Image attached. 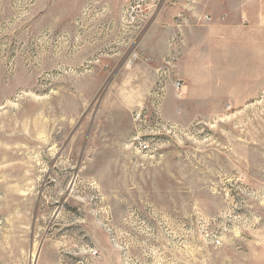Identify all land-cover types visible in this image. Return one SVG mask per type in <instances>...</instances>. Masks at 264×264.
<instances>
[{"label": "rangeland", "instance_id": "obj_1", "mask_svg": "<svg viewBox=\"0 0 264 264\" xmlns=\"http://www.w3.org/2000/svg\"><path fill=\"white\" fill-rule=\"evenodd\" d=\"M195 1L0 0V264H264V0L163 75Z\"/></svg>", "mask_w": 264, "mask_h": 264}, {"label": "crops", "instance_id": "obj_2", "mask_svg": "<svg viewBox=\"0 0 264 264\" xmlns=\"http://www.w3.org/2000/svg\"><path fill=\"white\" fill-rule=\"evenodd\" d=\"M194 4L195 6H203V11L199 12V14L208 15L210 17V21L203 25H222L225 21L224 25L232 24L233 22L236 23L234 20H237V18L240 17V13H242L244 9V0H196ZM173 5L174 9L171 10H166L162 5L160 9L161 11L157 15L158 22L163 23V26L166 28L165 34L168 35V37L170 32L174 29L173 18L180 10L179 5L176 4V2H173ZM181 5L182 7L184 6L183 4ZM225 14L226 17L224 16ZM168 37H162L150 50L147 48L148 55H150L149 57H152V60L156 59L158 62V60L164 55Z\"/></svg>", "mask_w": 264, "mask_h": 264}, {"label": "built area", "instance_id": "obj_3", "mask_svg": "<svg viewBox=\"0 0 264 264\" xmlns=\"http://www.w3.org/2000/svg\"><path fill=\"white\" fill-rule=\"evenodd\" d=\"M194 1L195 0H190L191 3H193ZM173 19H174V23H173L174 29L167 40L166 51L162 56L160 62L158 63V70H160L163 75L172 72L176 62L178 61L181 55V48H182L181 36L183 29L194 23L205 24L210 21V17L208 15H196L191 12L190 14H186L185 12L184 13L179 12L175 15ZM173 86L176 90H181L182 83L180 79H175L173 82ZM159 90H162V87H159ZM135 116L136 119H139L141 121H145L147 117H154L157 120L161 119L160 111L158 108L156 109L153 115L147 113L146 110H143L141 112L136 113ZM137 147L140 151H149V143H147L144 140L138 141ZM214 243L216 245H219L220 240L217 238L216 240H214Z\"/></svg>", "mask_w": 264, "mask_h": 264}, {"label": "bare ground", "instance_id": "obj_4", "mask_svg": "<svg viewBox=\"0 0 264 264\" xmlns=\"http://www.w3.org/2000/svg\"><path fill=\"white\" fill-rule=\"evenodd\" d=\"M194 11V10H193Z\"/></svg>", "mask_w": 264, "mask_h": 264}]
</instances>
